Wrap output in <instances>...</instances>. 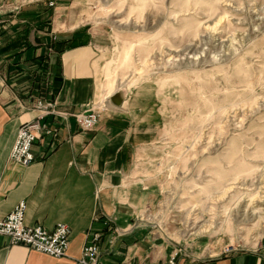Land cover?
I'll use <instances>...</instances> for the list:
<instances>
[{"label":"crops","instance_id":"1","mask_svg":"<svg viewBox=\"0 0 264 264\" xmlns=\"http://www.w3.org/2000/svg\"><path fill=\"white\" fill-rule=\"evenodd\" d=\"M72 1L0 0V220L25 201L26 226L69 228L61 258L0 236V264H77L96 237L101 264H264V247L205 257L158 230L161 191L149 162L163 118L151 85L122 89L92 130L78 126L73 116L98 103L115 59L103 72L106 38L73 24ZM38 101L51 106L42 123L53 134L37 138L24 167L9 155L19 129L41 113Z\"/></svg>","mask_w":264,"mask_h":264},{"label":"rangeland","instance_id":"2","mask_svg":"<svg viewBox=\"0 0 264 264\" xmlns=\"http://www.w3.org/2000/svg\"><path fill=\"white\" fill-rule=\"evenodd\" d=\"M66 14L106 38L103 72L115 59L97 102L153 87L158 230L205 257L264 247V0H73Z\"/></svg>","mask_w":264,"mask_h":264},{"label":"built area","instance_id":"3","mask_svg":"<svg viewBox=\"0 0 264 264\" xmlns=\"http://www.w3.org/2000/svg\"><path fill=\"white\" fill-rule=\"evenodd\" d=\"M106 102L93 103L86 110L73 117L83 131H90L96 125L100 112L105 110ZM36 109L41 110L38 117L19 129L9 159L26 167L35 159L31 148L41 135H52L53 130L42 123L45 116L53 113L50 105L41 101L36 103ZM26 211L25 201L19 202L14 209L0 220V236L9 238L11 245H22L36 252L61 258L66 255L69 247V228L65 224H57L52 230H46L41 226L29 227L24 223ZM94 242L82 248L81 256L76 260L77 264H101L100 252Z\"/></svg>","mask_w":264,"mask_h":264},{"label":"bare ground","instance_id":"4","mask_svg":"<svg viewBox=\"0 0 264 264\" xmlns=\"http://www.w3.org/2000/svg\"><path fill=\"white\" fill-rule=\"evenodd\" d=\"M113 86H114V81H113V79L111 78L110 79V82H109V87H108V90L111 92V88H113ZM112 93V92H111Z\"/></svg>","mask_w":264,"mask_h":264}]
</instances>
